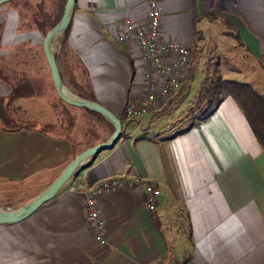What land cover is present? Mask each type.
Segmentation results:
<instances>
[{"label":"crops","instance_id":"0c3cea01","mask_svg":"<svg viewBox=\"0 0 264 264\" xmlns=\"http://www.w3.org/2000/svg\"><path fill=\"white\" fill-rule=\"evenodd\" d=\"M23 3L0 5L2 74H27L15 68L20 64L15 49L43 41L44 33L22 13ZM162 8L163 37L191 48V58L179 89L130 134L134 120L123 112L128 103L140 104L143 65L138 43H119L116 35L123 19H144L146 1L75 0L68 29L60 36L61 55L56 52L59 71L63 74L65 66L84 73L86 90L76 80L78 94L119 117L122 137L28 217L0 223V264H264V148L235 99L224 97L207 117H196L184 128L155 127L188 83L194 54L208 47V39H232L230 31L250 60L238 69L241 79L228 78L264 94V0H163ZM10 91L11 84L0 77L4 102ZM35 96L17 97L12 104L25 112L37 105ZM112 131L108 126V137ZM93 144H76L68 135L38 126L7 129L0 123V206L14 209L34 197ZM126 174L160 189L156 208H146L140 192L102 196L109 241L102 246L88 228L84 194L67 186L83 175L93 184Z\"/></svg>","mask_w":264,"mask_h":264},{"label":"rangeland","instance_id":"374dc122","mask_svg":"<svg viewBox=\"0 0 264 264\" xmlns=\"http://www.w3.org/2000/svg\"><path fill=\"white\" fill-rule=\"evenodd\" d=\"M38 1L18 0V2H24L22 4V13L26 15L27 20H30V24L32 13L35 11ZM45 5L49 7V11L51 12L52 2H46ZM61 6L60 8H56V10L54 8L53 13L60 12ZM230 33L232 34V39L224 42L221 37L215 40L208 39V47L203 49V52L197 51L194 54L190 68L191 71L185 81L188 83H185L183 89L167 107L169 115L162 116L157 120L155 127H159L162 124H166L167 130H171L174 127L177 129L186 127L191 120L203 115L208 108V94L213 97L212 85L217 81L219 76L228 78L237 75L241 79L242 76H239L238 69L249 62L250 56L246 55L241 45L238 44V41L234 40L235 34L231 31ZM61 37H57L53 42L55 54L57 51L58 53L60 52L59 44H62ZM15 51L17 57L19 56L17 61H20L18 62L20 64L16 65L15 68L25 69L27 77L31 79L32 88H34V94L38 98V102L36 106H31L25 112L19 111L18 107H14L11 104L8 108L11 111V115L17 121L13 125L26 124L28 126H38L54 134L68 135L71 137L73 143L76 144H83L85 142L88 144L98 143L108 138H106L108 135L106 119L85 108L67 105L59 99L54 89L48 66L41 54V44L38 46L24 44L17 50L15 49ZM59 54L61 55V53ZM63 65L61 64V66ZM66 68L63 66V74H61L64 77V85L74 95L80 96L75 84H77L76 80H80L83 82L80 86L82 85L83 90H86L84 73L74 74L72 67L71 70H68L69 72ZM188 91H190L188 94V97L190 96L189 99L184 97V93ZM34 110L40 113L39 117H36Z\"/></svg>","mask_w":264,"mask_h":264},{"label":"built area","instance_id":"2783aa9c","mask_svg":"<svg viewBox=\"0 0 264 264\" xmlns=\"http://www.w3.org/2000/svg\"><path fill=\"white\" fill-rule=\"evenodd\" d=\"M146 15L140 22L123 19L116 40L124 43L135 40L141 51L143 77L142 97L138 106L126 104L124 118L134 120V132L146 116L159 108L182 83L183 68L191 58V48L175 39H165L162 33V1L145 0ZM129 135V134H127ZM122 137V136H121ZM120 137V139H121ZM68 190L84 194V211L93 239L102 246L109 244L105 235V221L101 216L99 200L106 194L120 191L140 192L146 208L154 210L160 189L151 181L130 174L111 176L88 184L83 177L67 186Z\"/></svg>","mask_w":264,"mask_h":264},{"label":"water","instance_id":"95a60500","mask_svg":"<svg viewBox=\"0 0 264 264\" xmlns=\"http://www.w3.org/2000/svg\"><path fill=\"white\" fill-rule=\"evenodd\" d=\"M10 1L12 0H0V5ZM74 3L75 0H65L63 11L59 20L44 34L41 44V52L48 66L51 80L59 99L67 105L86 108L97 112L112 125L113 131L106 140L88 146L77 153L65 165L59 175L52 182H50L43 190L19 207L14 209H5L0 206V223L18 222L28 217L42 203L52 198L69 179V177H71L73 174H76L79 169L85 167L89 161L93 159L99 152L112 148L119 141L122 135V124L120 118L111 113L102 104L95 100L78 95L71 97L65 92L67 88L64 85V81L59 71L56 56L51 44L57 37L61 36L63 31L68 26Z\"/></svg>","mask_w":264,"mask_h":264},{"label":"trees","instance_id":"16d2710c","mask_svg":"<svg viewBox=\"0 0 264 264\" xmlns=\"http://www.w3.org/2000/svg\"><path fill=\"white\" fill-rule=\"evenodd\" d=\"M49 1L52 2L51 12L49 11V7H46L45 5L46 2L49 3ZM64 3L65 0H39L36 3V9L32 13V17L30 16L32 20V26L36 27L45 34L59 20L63 11ZM60 6L61 11L53 13L54 8L56 10V8H60ZM67 29L68 26L63 31L61 36L66 33ZM55 56L57 59L56 54ZM0 77L11 84V91L7 101L4 102V100L0 98V123L4 128H15L17 125L13 124L17 121L11 115V111L8 107L17 97L33 95L34 88H32L31 79L28 78L27 74L25 73L15 72L10 74H2V72H0ZM212 90L213 97L208 94L209 99H207L209 101V106L203 113V115H201V117H207L217 107V105L224 97L230 95L235 99V101L241 108L258 142L264 148V94L256 91L249 83L245 81H240L233 78H222L220 76L217 78V81L213 83ZM84 97L88 98L87 96ZM87 110L94 112L105 119L97 112L90 109ZM105 121L106 123L108 122L107 120ZM108 126L109 128H113L109 122ZM107 137L108 135L106 136V138Z\"/></svg>","mask_w":264,"mask_h":264},{"label":"bare ground","instance_id":"6f19581e","mask_svg":"<svg viewBox=\"0 0 264 264\" xmlns=\"http://www.w3.org/2000/svg\"><path fill=\"white\" fill-rule=\"evenodd\" d=\"M53 44H54V43L51 44V47H52V48H53ZM65 92H66V94H68V95L71 96V97L74 96V94H73L72 92H70L68 89H66Z\"/></svg>","mask_w":264,"mask_h":264}]
</instances>
